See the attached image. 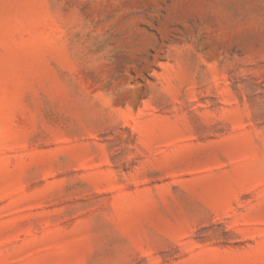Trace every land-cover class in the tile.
<instances>
[{
	"label": "rangeland",
	"instance_id": "374dc122",
	"mask_svg": "<svg viewBox=\"0 0 264 264\" xmlns=\"http://www.w3.org/2000/svg\"><path fill=\"white\" fill-rule=\"evenodd\" d=\"M0 264H264V0H0Z\"/></svg>",
	"mask_w": 264,
	"mask_h": 264
}]
</instances>
